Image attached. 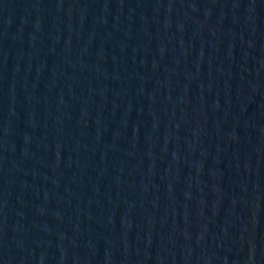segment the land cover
<instances>
[{"label":"water","instance_id":"obj_1","mask_svg":"<svg viewBox=\"0 0 264 264\" xmlns=\"http://www.w3.org/2000/svg\"><path fill=\"white\" fill-rule=\"evenodd\" d=\"M0 264H264V0H0Z\"/></svg>","mask_w":264,"mask_h":264}]
</instances>
